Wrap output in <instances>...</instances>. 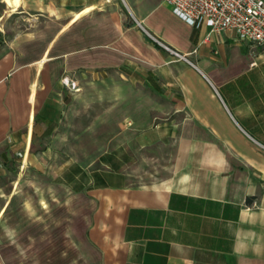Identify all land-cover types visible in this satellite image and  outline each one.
<instances>
[{
  "label": "crops",
  "instance_id": "crops-1",
  "mask_svg": "<svg viewBox=\"0 0 264 264\" xmlns=\"http://www.w3.org/2000/svg\"><path fill=\"white\" fill-rule=\"evenodd\" d=\"M111 74L133 86L131 125L85 151L68 113ZM133 154L169 157L142 179ZM12 163L86 201V264H264V47L164 0H0V175ZM7 246L0 264H30Z\"/></svg>",
  "mask_w": 264,
  "mask_h": 264
},
{
  "label": "rangeland",
  "instance_id": "rangeland-1",
  "mask_svg": "<svg viewBox=\"0 0 264 264\" xmlns=\"http://www.w3.org/2000/svg\"><path fill=\"white\" fill-rule=\"evenodd\" d=\"M8 1L17 5L19 0ZM8 18L12 23L6 30H22L21 16ZM82 85L79 104L68 113L69 126L71 123L72 129L78 130L81 136L73 140V145L85 151H100L113 144L104 135L118 130L116 120L120 119L122 126L130 127L135 109L133 86L129 80L122 83L118 76L112 74L94 80L84 78ZM120 85L121 90L118 89ZM118 99L126 100V106L119 107ZM92 121L95 123L89 134L93 137L90 138L86 136V127ZM77 157L88 163L95 156L82 153ZM133 157L132 163L139 160V165H142L139 177L148 179L160 172L161 165L167 163L169 156L133 154ZM1 208L0 238L8 244L4 253L9 258L26 259L30 264L44 261L48 264H86V201L79 197L72 199L66 189L56 185L37 166L23 168L12 163L6 167L0 175Z\"/></svg>",
  "mask_w": 264,
  "mask_h": 264
},
{
  "label": "built area",
  "instance_id": "built-area-1",
  "mask_svg": "<svg viewBox=\"0 0 264 264\" xmlns=\"http://www.w3.org/2000/svg\"><path fill=\"white\" fill-rule=\"evenodd\" d=\"M109 2V0H106ZM174 15L185 23L210 32L231 31L240 42L264 47V0H164ZM140 30L175 58L183 55L163 44L140 24Z\"/></svg>",
  "mask_w": 264,
  "mask_h": 264
}]
</instances>
